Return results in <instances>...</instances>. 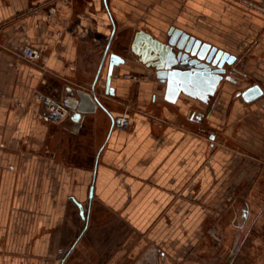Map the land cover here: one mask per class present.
Listing matches in <instances>:
<instances>
[{"label":"crops","instance_id":"0c3cea01","mask_svg":"<svg viewBox=\"0 0 264 264\" xmlns=\"http://www.w3.org/2000/svg\"><path fill=\"white\" fill-rule=\"evenodd\" d=\"M252 4L264 9V0H0V264H99L113 244L90 238L96 217L127 227L148 247L146 264H264V14ZM172 26L237 62L244 50V72L258 80L241 86L262 95L246 102L225 84L205 103L167 102L130 47L138 32L164 39ZM27 46L45 50L46 70L22 57ZM113 53L126 62L107 89ZM37 91L69 115L41 119ZM128 103L130 127L114 128ZM184 104L187 122L170 112ZM135 251L107 264H135Z\"/></svg>","mask_w":264,"mask_h":264},{"label":"water","instance_id":"95a60500","mask_svg":"<svg viewBox=\"0 0 264 264\" xmlns=\"http://www.w3.org/2000/svg\"><path fill=\"white\" fill-rule=\"evenodd\" d=\"M130 48L138 61L152 69L156 78L166 85L165 100L169 103L175 104L181 95L205 103L215 95L219 86L230 84L241 87L243 83L235 55L177 27H170L164 39L144 31L138 32ZM125 62L126 58L110 54L107 89L115 69ZM238 95L246 102H253L262 95V89L253 84L238 88ZM205 133L213 142L218 141L215 132ZM78 207L81 217L86 220L84 207L80 203Z\"/></svg>","mask_w":264,"mask_h":264},{"label":"rangeland","instance_id":"374dc122","mask_svg":"<svg viewBox=\"0 0 264 264\" xmlns=\"http://www.w3.org/2000/svg\"><path fill=\"white\" fill-rule=\"evenodd\" d=\"M64 1H68V2H70L71 0H64ZM250 7H252V9L253 10H256L257 12L259 11V13L261 12V13H263L264 14V9L263 8H261L260 6H255V5H251ZM126 36V35H125ZM249 40V39H248ZM247 40V41H248ZM129 41V40H128ZM128 41H127V39H126V37H124L123 39H122V41L121 42H119V45H118V47L116 48L118 51L119 50H121V49H123L124 48V50H126V45H127V43H128ZM229 43V42H228ZM241 51V50H240ZM240 51H237V52H240ZM245 51L243 50L242 52H241V54H240V60H242V61H238V64L240 65V68H239V70L241 71V75H242V77H243V83H242V86L244 87V86H246V85H250V84H252L253 82H255L256 80H255V78L256 77H254L253 75L251 76V74L250 73H248V74H246L245 72H244V68H243V65H242V63H243V60H245L246 61V57H245V53H244ZM251 61H253V59H251L249 62H251ZM260 66V65H259ZM125 77H127V78H130V77H128V76H137V80L136 79H132V78H130V79H132L133 81H139V80H142V79H145V78H147V76H145V75H143V74H125L124 75ZM257 80H258V78H256ZM241 86V87H242ZM240 86H235V85H232L231 86V93H232V91H235L236 89H238V88H241ZM160 91H162V87H161V89H160ZM131 103H128V104H126L125 106H124V111H123V113L122 114H126L127 112H128V110L129 109H131ZM189 106V105H188ZM187 107V105L186 104H184V105H181L180 106V108H175V109H172V108H170V112H174V113H181V114H183L185 117H183V120L184 121H186V119H187V121H188V117H187V115H185L186 114V112L188 111V107ZM181 119V118H180ZM186 121V122H187ZM189 123V122H188ZM192 122H190V124H191ZM191 126H193L192 124H191ZM203 126V125H202ZM202 126H195L194 125V127H196V128H201ZM130 127V126H129ZM117 129V128H116ZM204 132L205 131H207V132H215L216 133V131H214V130H211V129H202ZM206 134V133H205ZM217 134V133H216ZM206 136H207V134H206ZM217 136H218V134H217ZM218 140H219V136H218ZM103 218L102 217H96L95 218V220H94V227H93V225H92V227H91V230H90V232H89V234H90V238L93 240V241H95V244L96 243H101V241H103V243H109L107 246H110V245H112L111 247H110V249L108 250V252L105 254L104 253V250L102 251V253H101V257H100V259H99V264H107V263H109V262H111V260H112V256L114 255V254H117V252H121V249H122V251H125V253H126V257L128 256V257H130V255L132 254V252H134L135 251V249H136V255H135V257H136V259H135V261H136V263L135 264H138L137 262H138V260H139V258H141V264H146V263H149V261H150V253H149V249H148V247L146 246V245H144L143 243H140V241L139 240H136V242L133 244L132 242H134L135 241V239H134V237H133V234L132 233H130L129 231H128V228L126 227V229H123L122 227H121V225H117V221L116 220H113L114 222H112V224L109 222V221H111L110 220V218H109V221H108V219L106 220V221H101ZM71 221H72V219H71ZM73 222V221H72ZM69 225H70V222L68 223ZM67 224V227H66V230H71L72 232H73V227L72 226H70L69 227V225ZM75 226L77 225V226H80L78 229H79V232L78 233H80V232H82V230L84 229V223H80L79 222V219H78V217H77V219H76V224H74ZM108 226V227H107ZM105 228L107 229V231H109V233H105ZM126 233H125V232ZM125 233V234H124ZM130 233V234H129ZM124 234V235H126L125 236V238H122V235ZM74 237L75 236H73V238H72V240L69 242V243H67V247H70L71 246V244H72V242H73V240H74ZM124 237V236H123ZM102 239H104V240H106V239H108V240H106L105 242H104V240H102ZM124 241H126V243L124 244L123 242ZM118 242H120L119 243V245L118 244H116V243H118ZM130 242V243H129ZM125 245V247H124V250H123V246ZM102 246H104V245H102ZM137 247H139V249L137 248ZM64 251V249H62V252ZM96 251H98L99 252V250L98 249H96ZM129 253V254H128ZM122 255V254H121ZM90 257V256H89ZM134 262L132 261V260H130L129 262H128V260H126V264H133ZM140 263V262H139ZM114 264H116V263H114ZM119 264H122V262L120 261V263ZM154 264V263H153Z\"/></svg>","mask_w":264,"mask_h":264},{"label":"built area","instance_id":"2783aa9c","mask_svg":"<svg viewBox=\"0 0 264 264\" xmlns=\"http://www.w3.org/2000/svg\"><path fill=\"white\" fill-rule=\"evenodd\" d=\"M22 57L30 62L40 64L41 66H39L46 70L44 49L27 46L22 51ZM128 77L137 80V76ZM35 97L40 101L42 106V111L40 113L41 119L49 123H59L69 115L70 109L64 101L42 91H37ZM17 103L21 106L20 102ZM113 126L120 130H127L130 126V119L127 113L116 116L113 119ZM60 252H62V250H60Z\"/></svg>","mask_w":264,"mask_h":264},{"label":"flooded vegetation","instance_id":"af4514ba","mask_svg":"<svg viewBox=\"0 0 264 264\" xmlns=\"http://www.w3.org/2000/svg\"><path fill=\"white\" fill-rule=\"evenodd\" d=\"M237 65H238L237 68L239 70L240 65L239 64H237ZM189 113H190V115H189L190 116V120L195 121L196 123L197 122L199 123L201 121V119L203 118V114L202 113H198L195 110H191V111H189Z\"/></svg>","mask_w":264,"mask_h":264}]
</instances>
